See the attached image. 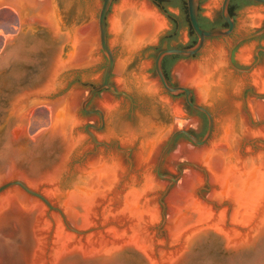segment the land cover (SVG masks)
Wrapping results in <instances>:
<instances>
[{"label": "bare ground", "instance_id": "obj_1", "mask_svg": "<svg viewBox=\"0 0 264 264\" xmlns=\"http://www.w3.org/2000/svg\"><path fill=\"white\" fill-rule=\"evenodd\" d=\"M210 1L213 5L218 2V0ZM3 7L12 9L21 17L25 15L27 8H38L36 21L45 26V32L50 35H47L49 40L51 42L54 40V43L60 40L59 42L70 48L67 59L58 56L52 63V70L48 72L45 84L49 90L55 89L60 84L57 79L60 72L72 67L93 65L97 62L95 52L90 53L96 46L95 23L61 34L59 29H61L62 17L54 7L52 0H0V8ZM52 8L57 18L56 25L52 19ZM246 24L243 21V27L247 26ZM108 25L112 32L110 43L120 47V68L117 74L121 75L130 57L138 49L154 43L166 23L147 0H121L109 17ZM56 36L58 38L55 40ZM226 59L224 47L213 45L208 47L204 56L196 62L183 63L178 67L181 78L195 90L198 101L210 102L213 105L214 102L223 98L228 89L234 94L240 91L244 80H235L225 72ZM238 60L248 61V52H241ZM117 81L124 84L119 79ZM249 81L259 92H264V69L251 75ZM131 84L137 94L155 98L166 106L173 117L182 116L180 106L162 96L156 82L140 75L131 81ZM20 97L18 95L13 98L12 107L8 112L11 115L10 118L16 120L11 130L12 138L19 140L20 143L25 142L22 140L26 137V121L30 111L36 106H44L49 110L51 117L49 133L42 139L35 140L34 137V142L44 141L52 146L58 144V152L61 155L54 164L39 170L36 174L26 173L17 163L10 160L5 169L0 171V184L15 180L17 177L23 180H16L37 188L34 189L36 191L39 190L40 184H44L46 188L40 192L47 198L63 202L62 210L66 218L70 219V223L85 228L97 224V219L104 226L105 232L112 235L106 238L100 232H93L85 238H74L63 231L58 217L53 215L59 226L57 225V233L52 241L54 247L49 251L46 248L49 221L43 217V214L35 216L33 221L26 215L27 211L40 208L41 203L14 185L0 193V219L15 217L19 222L22 220L26 223L23 228L26 231L29 225L34 224L36 246H34L31 260L23 259V264H29L31 261V264H59V261L66 257V250L70 249V246L78 247L76 249L81 252L82 256H89L90 259L98 258L100 261L109 260L110 256L122 251L120 249L123 246L147 255L151 241L147 228L157 220L158 208L150 198L145 197L157 191V188L161 186L150 171L151 154L166 138L170 128L167 130L156 127L155 123L147 121L140 124L137 130L128 128L123 130L120 136L121 143L138 145L134 161L140 173L131 175L120 188L116 189V185L121 182L126 171L121 159L115 154L99 153L89 158L83 166H77L74 169L71 175L74 176L71 188L64 194L59 190L60 182L68 174L69 160L84 146L86 141L84 136L75 132L81 120L75 112L74 94L54 102L39 99L35 101L30 110L25 112L18 106ZM101 105L107 115L117 113L118 106L111 99L104 98ZM251 109L253 115L262 116L264 114L263 103L255 102ZM232 115L225 113L216 121L215 133L210 144L195 152L191 151L190 158L205 167L209 181L216 186L208 198L219 202L224 200L232 202L231 219L235 221L233 223L245 225L246 220L253 216L257 208L262 207L259 220L251 230L252 234L224 229L223 217L220 223L218 219L217 223H210V207L197 200L193 194L202 181L201 175L196 172L187 173L179 188L169 198L170 215L167 230L171 238L177 239L182 228L189 229L190 233L194 228L192 234L197 231L195 236L200 234L217 237L221 243L226 245L227 251L235 253L253 245L264 230V151L249 156L240 154L243 137L264 136V130H254L245 121H241L239 125L233 120ZM111 136V131H108L103 137L108 139ZM221 213L224 212L221 211ZM211 228H214L213 231L217 235L212 236L206 233L207 229ZM187 239L190 246L195 237L188 236Z\"/></svg>", "mask_w": 264, "mask_h": 264}, {"label": "rangeland", "instance_id": "obj_2", "mask_svg": "<svg viewBox=\"0 0 264 264\" xmlns=\"http://www.w3.org/2000/svg\"><path fill=\"white\" fill-rule=\"evenodd\" d=\"M210 2V0H206L202 7L201 19L203 22L213 19V16L216 15L220 9L221 0H218L215 5L212 3L210 4ZM55 3V8L59 11L62 17L60 21V33L66 34L69 31L71 32L73 30L80 29L91 19H97L102 0H55L54 4ZM165 7L166 11L173 16L175 26L163 12H158V14H160V16L165 20V28L157 35L154 43L147 44L138 49L134 55L130 57L126 63L123 73L121 75L117 74L113 85L114 89L124 91L127 94L138 98L139 96L134 90L131 81H133L136 77L143 75L147 78V80L157 82L156 78H150L148 71L152 68L154 58L158 51L168 47L184 48L188 46L190 42L195 40V35L191 33L188 27L185 12L183 10L186 7V0H168V2L165 3ZM38 12V8H27L25 15H22L21 17V15L10 8H0V170L5 169L10 160H13L19 165V167H23V169H25L28 173L36 174L39 170L48 168L54 164L56 159L61 155V153L58 152V144L52 146L44 141L37 143L34 142L33 138L38 133L44 131L51 122L50 112L44 106L34 107L27 117L25 131L27 140L32 143L31 146L27 142L20 143L19 140H15L12 138V134L10 132L13 127L10 126L12 118H10L11 115L8 112H10L9 110L12 107L11 103L13 98L18 96L22 90L33 89L38 85H45L47 83L46 76L48 72L52 70V63H54L55 59H57L58 56H61L62 59H67L70 54V48L64 43L59 42L60 40H57L55 43L54 40L53 42L49 40L50 38L48 36L50 35L45 32V26L36 21V13ZM19 18H24L28 21L29 29L32 33L22 37L21 39H16L10 47L5 49L7 39H12L19 34ZM235 18L239 23L235 34H251L259 30L262 25H264V4L250 1L247 3L246 7H244L239 13L235 14ZM243 21L247 23V26L243 27ZM62 22L64 23L62 24ZM174 27H176L177 30L175 33H172ZM31 29H33V31ZM57 38L58 36H56L55 40ZM166 38L167 40H165ZM161 40L163 42L162 44L159 43ZM218 43L226 45L224 49L227 53V50L231 46L230 42L213 40L210 46H222L217 45ZM255 43L256 41L245 42L233 54V61L237 66L247 68L251 64L255 53L253 49L246 51L249 55V60L246 62L238 60V55L242 50H244L243 47L250 44L254 45ZM110 48L118 56L119 60V58H121L120 47L110 43ZM104 57L105 56H103L100 51H97L95 53V58L98 60L95 64L85 67L68 68L60 72L57 77L60 84L56 87V92L61 95L58 99L74 94V99H76L75 112L81 120V124L77 126L75 132L86 138L84 146L70 158L68 164V174L65 175L60 182L61 189L64 192L71 188V183L74 179V176L71 175L74 169L77 166H83L89 158L94 157L99 153L117 155L121 159L125 170L128 168L129 163L126 157L119 154L117 151L111 150L107 152L103 147H98L96 151H94V145L91 143L88 136L83 132L82 128V126L88 122L97 123L99 120V118L95 115L85 116L81 114L80 105L81 102L88 96L90 88L100 82L106 64ZM199 58L200 57L176 62L171 67L169 76L173 83H176L178 86H184L191 91V96L193 97L195 104L205 107L210 112L214 121L212 137L215 133V123L222 116L220 115V112L222 111L223 115L225 113L229 115L233 114V120H235L238 124L241 123V121H245L247 125L254 130H264V123H259L264 121V114L262 116H256L253 115V112L251 111V106L255 102L264 104V98H256L250 93H247L245 98H242V93L246 87H250L255 95L264 94V92H259L249 81L250 76L255 74V72H258L260 68L256 67L248 73L238 74L229 68L226 59L225 72L235 80H244V83L238 93L234 94V92L228 89L223 98L217 100L212 105L210 102L198 101L195 90L183 81L178 72V67L181 64L196 62ZM118 79L123 81L124 84L119 83L117 81ZM172 96H174L173 100L170 97H167V99L180 106L182 116L178 118L173 117L169 113L167 107L163 106L157 99L150 98V102H154L157 108H155V111L153 110L151 119L146 120H148V122L151 121L155 123L156 127L165 128L167 130L170 128V131L167 132L166 138L157 145L158 147H156L151 154L150 171L153 172V174L155 172V167L160 153L164 148L167 137L170 133L178 129H183L195 134H201L206 128V119L202 120V122H197L193 111L187 112L183 110V100L177 95ZM104 97L111 99L115 104L122 101V98L116 99L112 95L96 96V98L92 101L91 106L100 109L106 118L108 115L101 105V102H103L102 98ZM248 113L251 114L252 123L255 124L254 127L250 126L248 123ZM121 119V113L119 112L115 120H117L119 124L121 123ZM144 122L147 121H140L137 127L139 128V125ZM123 129L120 134H116L111 138H114L117 141L120 149H132V153L129 155V158L132 160L133 170L138 171L139 168H137L134 161V155L138 145H124L121 143L120 136ZM130 130H137V128ZM94 135L97 141H102L104 143H108L111 139L104 138L103 136L105 134L102 132H96ZM212 137L211 140L213 139ZM197 149L201 148L188 141L185 137L180 136L174 142L163 161L161 167L163 174L177 177L180 175V172H182L181 177L170 188L168 194L163 199L166 204V214L168 217L170 215L168 208L169 198L172 196V193L179 188L183 182L184 176L187 173L196 172L201 175L202 181L199 183L197 188L208 187L209 189L208 191L205 189L201 190V193L204 196L210 197L212 190L216 188V186L209 181V177L208 185L204 183L203 179L205 174L202 171L188 165V163L196 164L206 171L204 166L197 161L191 160L190 158L191 151L195 152ZM251 149L259 153L264 151V136L243 137L240 146V154L243 155V153H246ZM91 151L94 152L92 153ZM16 179L23 180L20 177H17ZM156 179L158 180V183L161 184V186L157 188V191L159 192L157 196L159 197L169 184V180ZM28 187L33 188L29 185ZM228 202L232 205V202ZM158 207L159 209L161 208L159 204ZM227 207L228 206L226 205L224 210H226ZM224 210L222 211L224 212ZM67 219L71 222L69 218ZM15 220V217L0 219V264H23L24 260L30 261L32 258L34 246H36L33 232L34 224L29 225L28 228L26 227V231L23 229L26 223L22 220L20 222L18 219L16 221ZM71 224L78 229L81 228L73 223ZM156 224H159V222H156ZM164 228L167 229L166 226H164ZM257 238L258 239H256L253 245L248 246L249 248L246 247L234 253L227 251L225 249L226 245L221 243V241L217 238L202 235L193 240V243L190 245L180 264H264V230ZM133 254L134 253H128L123 250L113 254V256H110V258H108L109 260L101 261L98 260V258L90 259L89 256L84 257L82 255H78L79 257H69L67 260H65V257L59 261V264H144L142 260H139L138 257ZM31 263L32 261L29 262V264Z\"/></svg>", "mask_w": 264, "mask_h": 264}, {"label": "water", "instance_id": "obj_3", "mask_svg": "<svg viewBox=\"0 0 264 264\" xmlns=\"http://www.w3.org/2000/svg\"><path fill=\"white\" fill-rule=\"evenodd\" d=\"M119 1L120 0H102L97 19H91L86 24V25H91V23H95L96 32H97L96 37H95L96 46H95V49H92L90 53L94 54V52L96 53L97 51H100L106 57L107 63H106V68L103 73L102 82L99 85L92 87L90 89L88 96L81 102V105H80V108L84 114L98 113L101 118V126L97 127V126H93L90 124H85L82 126V128L85 133L91 136L92 140L94 141V144L102 145L104 148H108V146L102 141H97L94 135L92 134V132L90 131V129L94 131L102 130L103 113L100 109H96V110L86 109V104L93 97L95 93L100 92L104 89H109L113 94H121L123 96H127V94H125L124 92L117 91L113 88L118 70L120 68V64H119L118 56L110 48L112 32L107 24V20L109 19L110 15L112 14L113 10L115 9ZM147 1L150 4V6L154 8L157 12L160 11L152 3L151 0H147ZM229 1L230 0H221V3H220V14H221V17L226 22L227 27L226 28L204 29L199 25V16L201 18L202 7L204 3L206 2V0H186L188 21H189V24H190V27L193 33L195 34L197 38L196 42L194 43V45L190 47L162 49L156 54L155 59H154L155 72L163 88L170 95H177L182 100L183 98L180 97L179 95L183 93L185 102L191 109L204 113L207 118V130L201 139L196 138L191 133L183 129L175 130L172 133H170L169 136L167 137L166 144L160 153V156L158 158V161L155 167V172H154L155 175L153 174V172L152 174L155 176V178H158V179H168L169 184L166 186V188L160 194L159 197L157 196L159 193L158 191L151 192L147 194V196L145 197V198H150L152 203L155 204L158 208L157 220L155 221L153 225H149V227L147 228L148 235L151 239L150 244H149L148 253L147 255H145L144 253L135 251L132 248H129L128 246L127 247L123 246V248L120 249L122 251L127 249L130 252H134L133 255L137 256L139 260H142L144 264H180V262L182 261L183 257L185 256V254L187 253L190 247L189 246L190 242L187 239L188 236H192L193 238L194 237L198 238L201 236L200 234L195 236L197 234L196 233L197 231L194 234H192V232L194 231V228L192 229L191 233L189 229L182 228L180 233L178 234L177 239H173L169 236L168 230L164 228V226H166L167 228V225H168V215L166 214V204L163 201V199L168 194L170 188L181 177L182 172H180V175H178L177 177H172L171 175H168V174H161L160 171H161L163 161L167 153L171 149L175 138L178 135L180 134L185 135L194 145H196L199 148H203L209 144L212 134H213V130H214V121L212 119V115L205 107L195 104L191 101V91L188 88L184 86L171 87L166 84L162 71H161V61L165 56H168V55L179 56L177 62L185 61V59L183 58H189L186 60H190V59H194L198 57H203L208 47L210 46L211 42L213 41L211 40V41L206 42L207 39L229 35L232 32V29L234 27V21L228 13ZM253 1L264 3V0H253ZM54 2L55 0H52L53 4ZM55 6H56V3L54 4V7ZM52 13H53L52 19L56 25L57 18H56V14L53 8H52ZM238 24L239 23L237 22L235 18L236 29H237ZM19 29L20 31L17 36H15L12 39H7L5 49L10 47L16 39H21L22 37L27 36L30 33H32L29 29L28 21L25 20L24 18H19ZM33 29L31 30L33 31ZM59 31H61V29H59ZM263 32H264V28L261 31L257 32L256 34L251 35L250 37L258 36L262 34ZM218 40L230 42V38H225V39L219 38ZM195 55H197V57H193ZM227 64L233 70H236L238 72H241V73L248 72V70L238 69L234 65H232L231 59H230V52L228 53V56H227ZM110 75H111V78H110L111 85L108 83ZM247 88L251 89L250 87H247ZM56 91H57L56 87L55 89L49 90L48 88L45 87V85H38L34 87L33 89L22 90L19 94V96H21L20 97L21 99L18 103L19 104L18 106H20L21 110L25 112V111L30 110L35 104V101L39 99L49 101V102H54L61 96ZM99 95L105 96V95H111V94L107 91H104V92H101ZM253 96H255L256 98H260V99L264 98V94L263 95H253ZM248 123L250 124V126H253V127L255 126V124L252 123V117L250 113H248ZM259 123H264V121L259 122ZM15 124H16V120L12 119V123L10 124V126L14 127ZM50 124L48 125V127L45 128L44 131L38 133L34 139L38 140V139H42L48 136ZM25 138L26 137H24L23 138L24 140L22 141L27 142L31 146L32 143L29 142L28 140H25ZM116 150L119 153H125V157L129 163L128 168L125 171L121 182L116 185V189H117V188H120L122 183L126 181V179L129 178L131 175H136V174H139L140 172L139 170L136 171V170H133L132 168L133 163H132V160L129 158V153H130L131 148L120 149L116 146ZM258 153L259 152H255V150L251 149L248 152L243 153V155L249 156V155H256ZM188 165L196 168L199 171H202L205 174L203 181L205 184L208 185V175L206 171L203 168L197 166L196 164L188 163ZM21 169L26 171L25 169H23V167ZM14 185H17L24 192L36 198L38 202L41 203L40 208H34L30 210L29 212L27 211L26 215L29 216L33 221L35 216H40V214H43V217H45L49 221V230H48V234L46 237V248L49 249V251H51L52 248L54 247V244L52 243V241H53L55 234L57 233L56 231H57V225H58L56 218L53 217V215L58 217L59 222L63 228V231L67 234H70L74 238H79V237L85 238L87 235L93 232L94 233L100 232L102 233L101 235H103L106 238H109L110 236H112L111 234L105 232L104 226L97 219H96L97 224L87 226L83 229L82 228L78 229L77 227L73 226L68 221V219L66 218V215L64 214V211L62 210L63 202L61 201L62 203H59L57 201H54L53 199L47 198L45 195H43L40 192L46 188L44 184H40V187L38 188L39 190L36 191L32 188H29L27 185H25V183H23L20 180H16V179L10 180L8 182L0 184V193H2L4 190ZM202 189H205L206 191L209 190L208 187L207 188L199 187L195 189L193 194L197 200L204 202L208 207H210V211H211L210 218H209L210 223H213V224L217 223V219H218V223H220L221 217H223L224 218V222H223L224 229H228V230L231 229V231L235 230L243 234L247 233L248 235L252 234L251 230L254 229L255 225L257 224L259 220V215L261 213L260 211L262 210V207L257 208V210L255 211L256 213L254 212L253 216L249 220H246L245 225H238L236 223H233L235 221L231 219V211H232L233 206L228 201L217 202L214 199L208 198V196H204L201 193ZM59 190L60 192L64 194H66V192L69 191V189L66 192L62 191L61 186ZM158 204L161 206L160 209L158 207ZM226 205L228 207L226 210H224V207ZM222 210H224L223 214L221 213ZM156 222H159V224H156ZM207 230L208 231H206V233H208V235H212V236H214V234L217 235V233L213 231L214 228L207 229ZM69 248L70 249L66 250L67 254H66L65 260H67L69 257H79L82 255L81 252L78 249H76L78 247L74 248V246H70Z\"/></svg>", "mask_w": 264, "mask_h": 264}, {"label": "flooded vegetation", "instance_id": "obj_4", "mask_svg": "<svg viewBox=\"0 0 264 264\" xmlns=\"http://www.w3.org/2000/svg\"><path fill=\"white\" fill-rule=\"evenodd\" d=\"M250 1H253V0H230L229 1V4H228V13H229L230 17L234 21V27L232 29V32L229 35H227V36H219V37H214V38H210V39H207L206 40V42H207V41H211V40H215L216 41L219 38H223V39L230 38V44H231V46L227 50V53H226L227 56H228V53L230 52V59H231L232 65H234L238 69L248 70V72L250 70L256 68V67H259L260 69H264V32L262 34L258 35V36L250 37L251 35L256 34L257 32L261 31L264 28V25H262V27L259 30L255 31V32H253L251 34H247V35H244V34H241V33L234 34L235 29H236V27H235V14L236 13H239L244 7H246L247 6V3L250 2ZM253 2H256V1H253ZM256 3H260V2H256ZM261 4H264V3H261ZM199 25L202 28H204V29L226 28L227 27L226 22L221 17L220 9L216 13V15L213 16V19H211L210 21L203 22L202 19L199 16ZM165 40H167V38ZM196 40H197V38L195 36V40L192 41V42H190L188 45H191V46L194 45V43L196 42ZM251 41H256V43L254 45H252V44L246 45L245 47H243L244 50H242L241 52H243V51H249V50L253 49L255 51V53L253 55L252 62H251V64L247 68H241V67L237 66L234 63V61H233V54L242 46L243 43H245V42H251ZM159 43L162 44L163 43L162 40ZM217 45H222V47L224 46V48L226 47L225 44H219L218 43ZM197 55H195L193 57H197ZM178 57L179 56H177V55H168V56H165L162 59V61H161V71H162L164 80H165L166 84L168 86H171V87L178 86L176 83H173L170 80V76H169V71H170L171 67L178 61ZM104 58H105L106 63H107L106 57H104ZM146 59H149V58H146ZM183 59L186 60V59H189V58H183ZM105 68H106V64H105L104 70H105ZM229 68H231V67L229 66ZM233 71L236 72V73H238V74H242L241 72H238L236 70H233ZM148 74L150 75V78H156L157 79V82L156 83L158 84V86H159V88L161 90V95L162 96H165V97H170L173 100L174 99V96L170 95L163 88L160 80L157 77V74H156L155 68H154V61H153L152 68L148 71ZM102 78H103V74H102V77H101L100 82L98 84H96V85H93L92 87H95V86L99 85L102 82ZM110 78H111V75H110L109 80H108V83L111 85ZM104 91L109 92L116 99L122 98V101L118 102V104H117L118 105V110H117V113L116 114H114V115H108L105 118L104 117V113L102 112L103 113L102 130L101 131H94V130H91L90 129V131L92 132L93 135L96 132H100V133L102 132V133L106 134L108 131H111V134H112L111 137H113L116 134H120V132H121V130L123 128H124L123 130H125V128H128V129L138 128L137 126L140 123V121H142V120L143 121H148L146 119H149L150 120L153 110L155 111V108H157L156 107V104H154V102L153 103L150 102V100H151L150 97L137 94L139 97L136 98V97H134V96H132L130 94H127L126 92L122 91L125 94H127V96H123L121 94H113L109 89H104V90H102L100 92H97V93H95L93 95V97L86 104V109H88V110H96V109H98V108H96L94 106H91V103L96 98L97 95H99L101 92H104ZM247 93H250L251 95H255L252 92V89H249V88L246 87L244 89L243 93H242V98H245V96H246ZM179 96L183 98V103L182 104H183V110L184 111H187V112L193 111V113L195 114L194 117H195V119H196L197 122H200V121L202 122V120L206 119V128H205L204 132H202L201 134H195L193 132H189L193 136H195L196 138L201 139L203 137V135L205 134L206 130H207V118H206L205 114L202 113V112H199V111H196V110L191 109L186 104L183 93L180 94ZM104 98H107V97H104ZM104 98H102V100H104ZM191 101L194 103V100H193V97L192 96H191ZM119 112L121 113L122 119H121V123L118 124V121L115 120V119L117 118V115L119 114ZM220 113H221L220 115H223L222 114L223 111L220 112ZM81 114H83L85 116H92V115L97 116L99 118V120H98L97 123L88 122L87 124H90V125H93V126H97V127L101 126V118H100V116H99L98 113H94V114H84L82 112V110H81ZM212 119H213V117H212ZM85 134L88 136V138L90 139L91 143L94 145V149H95V150L93 149L94 151H96V149L98 147H103L102 145H96V144H94V141L92 140L91 136L89 134H87V133H85ZM180 136H183L188 141H190L185 135L180 134V135H178L175 138L174 142ZM94 137H95V135H94ZM105 144L108 146V148H104V147L103 148L107 152L108 151H111V150L117 151L116 150V146L119 148L118 143H117V141L114 138H111L110 141L108 143H105ZM94 151H91V152L93 153ZM131 153H132V149L130 150L129 155ZM119 154H122V155L125 156V153H119ZM160 173L163 174L162 171H160Z\"/></svg>", "mask_w": 264, "mask_h": 264}, {"label": "trees", "instance_id": "obj_5", "mask_svg": "<svg viewBox=\"0 0 264 264\" xmlns=\"http://www.w3.org/2000/svg\"><path fill=\"white\" fill-rule=\"evenodd\" d=\"M152 1V3L160 10V11H162L170 20H171V22H172V24L175 26V22H174V18H173V16L171 15V14H169L167 11H166V7H165V3H167L168 2V0H151ZM184 10V12H185V16H186V21H187V24H188V27H189V29H190V31H191V33L193 34V31H192V29H191V27H190V24H189V21H188V16H187V9H186V7L183 9ZM176 30H177V28L176 27H174V29H173V31H172V33L174 32H176ZM172 33H170V34H172ZM191 45H188V46H186V47H190ZM168 48H170V47H168ZM179 48H181V47H179Z\"/></svg>", "mask_w": 264, "mask_h": 264}]
</instances>
